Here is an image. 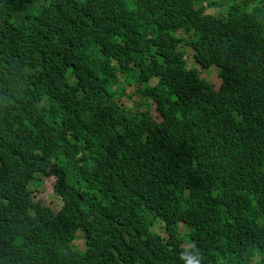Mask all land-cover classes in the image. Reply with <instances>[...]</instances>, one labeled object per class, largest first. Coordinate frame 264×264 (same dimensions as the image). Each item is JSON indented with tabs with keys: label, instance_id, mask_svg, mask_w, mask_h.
<instances>
[{
	"label": "trees",
	"instance_id": "1",
	"mask_svg": "<svg viewBox=\"0 0 264 264\" xmlns=\"http://www.w3.org/2000/svg\"><path fill=\"white\" fill-rule=\"evenodd\" d=\"M187 258L264 264V0H0V264Z\"/></svg>",
	"mask_w": 264,
	"mask_h": 264
},
{
	"label": "rangeland",
	"instance_id": "2",
	"mask_svg": "<svg viewBox=\"0 0 264 264\" xmlns=\"http://www.w3.org/2000/svg\"><path fill=\"white\" fill-rule=\"evenodd\" d=\"M34 7H37V4L31 5L28 8H24L23 11L16 13V15H14L11 20L15 24H20V23L25 24V23H27L28 22V16H27L28 10L31 9V8H34ZM129 8L130 9H134V5L133 4H129ZM224 9L225 8L222 7L220 10H216L215 14H219V12L222 13ZM210 11H214V9H208L207 10L208 13H210ZM191 56H192V53H191V51H189L188 52V59H189L190 62L192 60ZM189 68H192V67H189ZM204 70L206 72H204L202 74V77L204 79L208 80V81H212L215 84V90L219 91L220 90V81L216 77L217 74H218V68L216 66H211L209 69H204ZM121 79L123 80V78H121ZM69 80L70 81H74V78L70 77ZM134 91H135V86H133V85L127 86L126 92L128 94H133ZM133 95L135 96L134 100H137V101L143 100L140 97H138L136 94H133ZM134 100H128L126 97H123L122 100L120 99V100H118V102L120 103L121 101H124L128 106H131L133 104ZM141 102H143V101H141ZM148 104H151V102H149ZM140 108H141V106H138V107L135 108V110H138ZM39 178H40V176H38V180H35V181H33L31 183L30 190H36V189L41 190L42 189V184L39 181ZM45 193H48L47 189L45 190ZM40 200L42 201V203L44 204L45 207L51 208L56 213L59 212V210L61 209V207L63 205L62 199L59 196H56V195H53V194H45V195H43L41 197ZM154 230L161 232L165 238L168 237V234L166 232V225H164L163 222L157 221L155 223V225H154ZM178 230L181 231V232H186V227L181 223L178 226ZM80 232H82V231H80ZM76 242L79 244V247L81 249H85L87 247L86 240L82 239V237L78 238Z\"/></svg>",
	"mask_w": 264,
	"mask_h": 264
},
{
	"label": "clouds",
	"instance_id": "3",
	"mask_svg": "<svg viewBox=\"0 0 264 264\" xmlns=\"http://www.w3.org/2000/svg\"><path fill=\"white\" fill-rule=\"evenodd\" d=\"M49 0L46 1V4ZM182 258H183V254H182ZM186 264H199V260L198 259H190V258H187L186 259Z\"/></svg>",
	"mask_w": 264,
	"mask_h": 264
}]
</instances>
